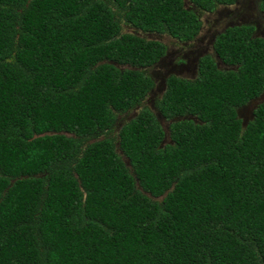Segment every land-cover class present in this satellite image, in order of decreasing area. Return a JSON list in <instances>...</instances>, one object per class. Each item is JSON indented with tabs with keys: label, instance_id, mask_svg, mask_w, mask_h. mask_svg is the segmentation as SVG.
I'll return each mask as SVG.
<instances>
[{
	"label": "trees",
	"instance_id": "trees-1",
	"mask_svg": "<svg viewBox=\"0 0 264 264\" xmlns=\"http://www.w3.org/2000/svg\"><path fill=\"white\" fill-rule=\"evenodd\" d=\"M0 0V264H264V38L225 27L154 105L145 69L236 0ZM194 7V8H193ZM264 11V0H259ZM202 10V11H201ZM126 158V159H125Z\"/></svg>",
	"mask_w": 264,
	"mask_h": 264
},
{
	"label": "rangeland",
	"instance_id": "rangeland-1",
	"mask_svg": "<svg viewBox=\"0 0 264 264\" xmlns=\"http://www.w3.org/2000/svg\"><path fill=\"white\" fill-rule=\"evenodd\" d=\"M185 6H191V3L185 0ZM199 19L202 21L199 34L190 41H181L166 33L143 32L123 24L125 32H132L146 39L158 40L167 48L165 55L157 63L145 69L146 73L152 77L154 86L147 94L146 100L143 101L144 105L121 116V120L127 121L147 105L165 129L164 142L169 140L167 127L169 120L162 117L154 105V100L162 95L167 76L175 74L194 78L197 74L198 60L206 54H210L215 59L218 67L226 68L227 66L220 61L213 50L214 37L225 27L244 23L254 24V35L264 38V11L259 8V0H236L231 5H218L213 11L200 14ZM263 101L264 90L257 98L238 108L237 114L242 119L243 125L253 117V109Z\"/></svg>",
	"mask_w": 264,
	"mask_h": 264
},
{
	"label": "clouds",
	"instance_id": "clouds-1",
	"mask_svg": "<svg viewBox=\"0 0 264 264\" xmlns=\"http://www.w3.org/2000/svg\"><path fill=\"white\" fill-rule=\"evenodd\" d=\"M202 11V10H201ZM204 12H207V11H202L201 13H204ZM210 12V11H209ZM198 65V64H197Z\"/></svg>",
	"mask_w": 264,
	"mask_h": 264
}]
</instances>
